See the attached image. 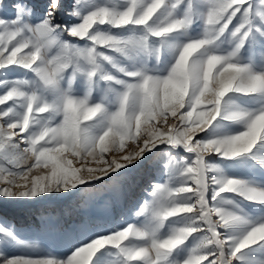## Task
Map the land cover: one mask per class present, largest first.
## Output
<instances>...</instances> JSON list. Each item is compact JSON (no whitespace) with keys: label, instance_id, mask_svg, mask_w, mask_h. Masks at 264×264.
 <instances>
[{"label":"snow or ice","instance_id":"obj_1","mask_svg":"<svg viewBox=\"0 0 264 264\" xmlns=\"http://www.w3.org/2000/svg\"><path fill=\"white\" fill-rule=\"evenodd\" d=\"M0 106V212L168 178L0 264H264V0H0Z\"/></svg>","mask_w":264,"mask_h":264},{"label":"rangeland","instance_id":"obj_2","mask_svg":"<svg viewBox=\"0 0 264 264\" xmlns=\"http://www.w3.org/2000/svg\"><path fill=\"white\" fill-rule=\"evenodd\" d=\"M113 31L118 30L113 29ZM167 179V171L166 169H161L160 165H157L151 172L135 170L129 174V177L124 182L125 189L134 185L131 194H125L119 202H117L114 194L105 193L91 203L81 196H67L65 198L41 200L36 204H10L5 206L2 212H0L2 216L3 214L8 216L7 221L0 218V224H7L9 227H13L19 238L26 243L37 244L41 249H50L52 247V240L46 231L47 224L60 221L66 225L73 222V220L79 219L84 213L102 216L107 210L106 205L109 204L111 205V210L115 213V219L118 220L120 214L123 213L127 222L135 223L137 217H135L132 210L135 207L136 199L139 197L141 190L153 183H166ZM12 251L15 254H19L20 252H28L31 255L43 254L42 252H31L23 248H17Z\"/></svg>","mask_w":264,"mask_h":264},{"label":"bare ground","instance_id":"obj_3","mask_svg":"<svg viewBox=\"0 0 264 264\" xmlns=\"http://www.w3.org/2000/svg\"><path fill=\"white\" fill-rule=\"evenodd\" d=\"M0 217H2V215L0 214Z\"/></svg>","mask_w":264,"mask_h":264}]
</instances>
